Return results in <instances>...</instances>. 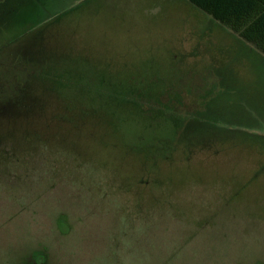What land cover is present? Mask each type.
<instances>
[{
	"label": "rangeland",
	"instance_id": "obj_1",
	"mask_svg": "<svg viewBox=\"0 0 264 264\" xmlns=\"http://www.w3.org/2000/svg\"><path fill=\"white\" fill-rule=\"evenodd\" d=\"M1 85L0 264H264L253 42L188 0H0Z\"/></svg>",
	"mask_w": 264,
	"mask_h": 264
},
{
	"label": "trees",
	"instance_id": "obj_2",
	"mask_svg": "<svg viewBox=\"0 0 264 264\" xmlns=\"http://www.w3.org/2000/svg\"><path fill=\"white\" fill-rule=\"evenodd\" d=\"M203 13L228 27L235 34L253 42L264 52V0H188ZM24 72L5 73L11 85L13 94H19L16 86L20 85ZM11 75V77H10ZM2 87V85L0 86ZM23 89V86L20 88ZM25 98V97H22Z\"/></svg>",
	"mask_w": 264,
	"mask_h": 264
}]
</instances>
